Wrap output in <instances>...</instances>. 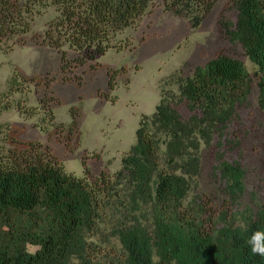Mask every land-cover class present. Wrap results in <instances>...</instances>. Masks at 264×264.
<instances>
[{
    "label": "trees",
    "instance_id": "16d2710c",
    "mask_svg": "<svg viewBox=\"0 0 264 264\" xmlns=\"http://www.w3.org/2000/svg\"><path fill=\"white\" fill-rule=\"evenodd\" d=\"M216 2L163 0L166 10L193 28ZM153 4L0 0V53L25 45L36 17L54 9L42 44L58 51L63 79L70 81L76 69L93 68L109 50L130 48L120 35ZM224 12L235 21L221 19V33L257 67L264 115V0H231ZM44 81L13 75L0 94V116L12 109L39 114L13 97L24 92L25 83L38 87ZM178 81L175 102L164 98L151 116L142 117L116 173L69 172L49 146L24 140L21 129L0 122V264H264L250 255L247 243L255 230L264 231V207L244 203L243 144L249 132L241 113L251 106L253 78L242 61L218 53ZM51 97L40 104L54 121ZM77 116L72 108V132ZM202 180L219 188L217 202L199 190Z\"/></svg>",
    "mask_w": 264,
    "mask_h": 264
},
{
    "label": "rangeland",
    "instance_id": "374dc122",
    "mask_svg": "<svg viewBox=\"0 0 264 264\" xmlns=\"http://www.w3.org/2000/svg\"><path fill=\"white\" fill-rule=\"evenodd\" d=\"M153 1L151 11L120 35L130 48L109 50L92 63L93 68L76 69V77L70 81L63 79L58 51L42 44L44 31L55 17L54 9L36 17L27 43L0 53V94L7 91V81L13 75L42 78L43 85L27 82L24 92L13 97L15 101L26 100L22 104L28 107L39 108V114L29 116L12 109L0 116V122L21 129L24 140L49 146L69 172L79 176L85 169L93 175L116 173L135 144L142 117L151 116L164 98L175 102L180 93L178 80L191 76L221 53L242 61L253 78L251 106L241 113L249 132L243 144L244 203L254 210L264 207V115L258 104L257 67L239 44L221 33V19L235 21L234 15L224 12L231 0H217L199 28L166 10L163 0ZM52 78L49 86L45 85ZM50 96L56 100L48 105L54 121L40 104ZM72 108L78 115V127L73 132L68 129ZM177 109L189 117L185 105ZM199 184V190L218 201L219 188L206 180ZM35 250L30 247L31 252Z\"/></svg>",
    "mask_w": 264,
    "mask_h": 264
},
{
    "label": "clouds",
    "instance_id": "9594fccd",
    "mask_svg": "<svg viewBox=\"0 0 264 264\" xmlns=\"http://www.w3.org/2000/svg\"><path fill=\"white\" fill-rule=\"evenodd\" d=\"M247 243L250 255L264 258V231L255 230Z\"/></svg>",
    "mask_w": 264,
    "mask_h": 264
}]
</instances>
